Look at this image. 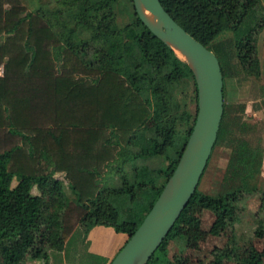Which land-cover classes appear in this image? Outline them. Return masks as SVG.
I'll return each mask as SVG.
<instances>
[{
  "label": "trees",
  "instance_id": "16d2710c",
  "mask_svg": "<svg viewBox=\"0 0 264 264\" xmlns=\"http://www.w3.org/2000/svg\"><path fill=\"white\" fill-rule=\"evenodd\" d=\"M159 3L217 58L222 99L229 76L214 45L223 31H230L239 71L259 78L260 0ZM123 15L125 22L118 19ZM0 36V264H50L47 251L62 252L75 229L86 234L94 226L124 235L114 257L156 200L157 177L171 175L189 136L196 107L192 117L178 113L172 90L186 78L193 82L190 71L140 23L131 0H57L47 20L26 12L19 0H0ZM153 90L159 95L149 97ZM222 107L213 147L224 138ZM240 121L234 128L239 138L227 140L223 179L232 181L231 188L215 196L195 189L146 264H170L167 245L179 237L192 204L210 212L216 227L237 223L239 198L256 192L248 181L259 175L262 161L261 147L240 136L251 124ZM136 131L142 138L130 144ZM113 176L126 187H108ZM105 189L113 201L97 202L94 194ZM259 194L264 202V188ZM225 251L214 250L215 260L264 264V246L243 258ZM113 257L86 261L109 264Z\"/></svg>",
  "mask_w": 264,
  "mask_h": 264
},
{
  "label": "rangeland",
  "instance_id": "374dc122",
  "mask_svg": "<svg viewBox=\"0 0 264 264\" xmlns=\"http://www.w3.org/2000/svg\"><path fill=\"white\" fill-rule=\"evenodd\" d=\"M19 1L26 12L33 13L42 20H47L51 17V12L57 0ZM260 2L264 13V0H260ZM118 19L123 22L126 21L124 15ZM3 38L4 36H0V42L3 41ZM231 38L230 31H223L216 39L217 42L214 45V49L221 59L223 71L229 77L223 79V103L225 105L224 138L222 142L213 147L196 187L198 192L208 196L220 195L232 186V181L223 179L231 150L227 140L235 136L238 137L236 135L237 132L234 134V128L237 123L241 122L240 120L252 126L251 130L240 136L248 140L253 148L261 147L262 157L264 153V115H262L264 114V100L258 98L264 92V24L256 43L260 70L258 79L247 77L239 71L232 51ZM157 95H159V91L153 90L150 91L149 97ZM172 96L178 104V113L183 111L191 117L194 115L196 107L195 89L190 78L179 82L173 88ZM251 108L253 110L259 109L262 117L260 119L253 118L251 116ZM150 124V122H147L146 126ZM180 127H178V130L183 132L184 127ZM141 138L140 131H136L131 135L128 142L137 144ZM155 163L160 167L163 165L161 160L160 162L155 160ZM55 177L62 182L68 199L74 201V196L70 194L69 189L66 187L63 174H57ZM165 180L163 176L157 177L154 185L156 190L162 188ZM248 182L249 187H256V192L240 196L237 203L238 221L231 228L227 226L223 228L216 227L213 224V216L210 212L201 210L194 204L188 206L187 216L178 227L179 237L168 243L165 259L170 264H235L234 261L224 258L221 261H216L214 250L223 252L232 248L235 255L239 258L261 251L264 246V202L259 194V191L264 188V167L262 162L259 175H256L254 179ZM108 184V187H126L125 180L120 177L113 176V180L109 179ZM94 199L99 203H111L113 201V197L107 189L98 190L94 194ZM115 235H118V233L111 227H94L89 234L75 229L61 254L47 251L49 263L87 264L86 253H90L89 255L97 254V250L101 251V248H99L101 243L105 241L109 245V250L116 240ZM102 251L104 252V250ZM32 262L38 261H27L22 264H32Z\"/></svg>",
  "mask_w": 264,
  "mask_h": 264
},
{
  "label": "water",
  "instance_id": "95a60500",
  "mask_svg": "<svg viewBox=\"0 0 264 264\" xmlns=\"http://www.w3.org/2000/svg\"><path fill=\"white\" fill-rule=\"evenodd\" d=\"M140 23L191 73L194 123L178 161L139 226L109 264H146L194 193L212 151L222 116V75L217 58L163 10L159 0H131Z\"/></svg>",
  "mask_w": 264,
  "mask_h": 264
},
{
  "label": "crops",
  "instance_id": "0c3cea01",
  "mask_svg": "<svg viewBox=\"0 0 264 264\" xmlns=\"http://www.w3.org/2000/svg\"><path fill=\"white\" fill-rule=\"evenodd\" d=\"M258 98H261L262 100H264V92H263V94H261ZM259 100V99H258ZM257 100V101H258ZM251 116L253 117V118H256V119H260L262 116H261V111L259 110V109H255V110H253L252 108H251ZM262 115H264V114H262ZM264 117V116H263ZM262 166L264 167V153H263V157H262ZM94 227H100V226H94ZM94 227H92L91 229H93ZM91 229L87 232L88 234H89V232L91 231ZM107 236V235H106ZM115 242H114V244H112V246L109 248V250H111V251H109L108 250V247H109V245L108 244H106V241L105 242H103V243H101V247H99V248H101V251H99V250H97V254H91V255H93V256H99V257H101V258H103V259H105L106 261H108L109 259H111L112 257H113V255L115 254V252L118 250V248L122 245V243H123V241H124V235H122V234H120V233H118V235H115ZM90 250V249H89ZM102 250H104V252L102 251ZM99 252V253H98ZM111 252V253H110ZM62 252H60L59 254H61ZM90 253H86V256H90L89 255ZM31 262V261H30ZM32 264H39L38 262H32Z\"/></svg>",
  "mask_w": 264,
  "mask_h": 264
}]
</instances>
